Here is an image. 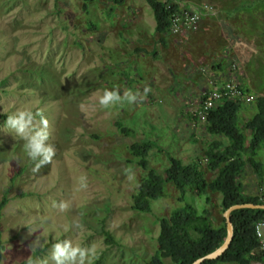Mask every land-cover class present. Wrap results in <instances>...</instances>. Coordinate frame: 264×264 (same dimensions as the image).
<instances>
[{"label":"rangeland","instance_id":"374dc122","mask_svg":"<svg viewBox=\"0 0 264 264\" xmlns=\"http://www.w3.org/2000/svg\"><path fill=\"white\" fill-rule=\"evenodd\" d=\"M186 3L191 10L209 3L213 11L203 13L196 30L175 34L156 32L146 0H0V127L18 108L39 109L56 150L51 163L33 171L23 142L0 130V264H27L29 258L43 264L51 244L64 238L93 247L92 264H147L158 251L159 219L185 204L167 183L151 212L135 209L149 168L164 173L175 156L198 162L209 182L218 176L206 165L207 150L229 139L211 133L194 112L210 78L232 79L256 99L264 96V2ZM113 86L121 94L150 91L134 104L102 109L97 98ZM256 99L239 111L247 144L245 124L257 112ZM147 140L155 146L144 168L130 147ZM258 158L261 174L248 164L238 177L247 195L263 190L264 151ZM221 199L218 191L186 193L200 212L209 210L216 226L224 224ZM54 201L68 207L60 212ZM41 231L47 240L31 250Z\"/></svg>","mask_w":264,"mask_h":264},{"label":"trees","instance_id":"16d2710c","mask_svg":"<svg viewBox=\"0 0 264 264\" xmlns=\"http://www.w3.org/2000/svg\"><path fill=\"white\" fill-rule=\"evenodd\" d=\"M84 1L88 3L94 0ZM113 1L121 5L126 0ZM146 2L153 10L156 32H169L172 10L167 8L163 0H146ZM185 6L188 8V3ZM256 101L257 112L245 124V129L251 135L249 144H247L246 132L239 125L242 101L225 100L208 115L206 120L208 130L213 134H223L229 139L225 147H221V142H215L207 150V167L212 171H218V176L211 182L206 179L198 162L184 163L175 156L170 157V165L164 173L150 169L147 155L155 143L147 140L131 145V151L138 158L139 164L149 168L147 177L134 196L133 207L142 212H151L153 200L164 195L167 183H173L181 193V200L185 201V204L175 209L170 216L159 219L161 229L158 251L147 264H165L163 259L167 257L175 264H192L196 259L213 252L224 243L228 234L225 217L224 224L216 226L209 210L200 212L194 204L186 201L188 188H195L201 194H207L209 190L220 192L224 212L234 204H264L260 194H245L243 185L238 182V177L248 164L260 174L262 172V163L256 161L255 156L258 148L264 144V96L258 97ZM120 127L123 132H129L127 128ZM262 187L264 189V185ZM263 217L264 208L243 207L233 210L231 218L235 232L230 246L220 257L205 260L201 264L229 262L264 264V248L256 232V225ZM105 234L108 241L114 242L109 231H105Z\"/></svg>","mask_w":264,"mask_h":264},{"label":"clouds","instance_id":"9594fccd","mask_svg":"<svg viewBox=\"0 0 264 264\" xmlns=\"http://www.w3.org/2000/svg\"><path fill=\"white\" fill-rule=\"evenodd\" d=\"M150 89L146 86L142 96L139 91L133 92L130 89H125L121 94L119 88H104L101 95L97 98V103L102 109H112L124 104H134L138 99H144V96ZM0 130L11 133L16 139L22 141L21 150L23 156L32 162V170L38 171L42 166L52 162L55 155V147L49 143V122L43 112L39 109L32 110L31 108L22 107L6 115L3 122V127ZM80 187H86L84 178H81ZM53 208L63 212L68 204L66 202H53ZM45 220H41V226ZM79 227V225H75ZM62 230L67 233L69 227L61 225ZM47 240V233L41 231L36 237L31 250L36 247H42V242ZM95 256L93 247H82L73 243L69 238L58 239L50 246L48 259L43 261V264H48V260L52 264H92ZM27 264H37L36 260L29 258Z\"/></svg>","mask_w":264,"mask_h":264},{"label":"built area","instance_id":"2783aa9c","mask_svg":"<svg viewBox=\"0 0 264 264\" xmlns=\"http://www.w3.org/2000/svg\"><path fill=\"white\" fill-rule=\"evenodd\" d=\"M163 1L167 8L172 10L170 31L175 34H186L188 30H196L203 13L213 11V6L209 3H203L197 9L191 10L185 6L187 0ZM209 83V90L194 112L197 118L207 120L210 112L225 100L251 103L256 99L253 93L245 90L242 85L232 79L220 83L215 78H210ZM260 199L264 202V189L260 192ZM256 232L264 248V217L257 223Z\"/></svg>","mask_w":264,"mask_h":264},{"label":"water","instance_id":"95a60500","mask_svg":"<svg viewBox=\"0 0 264 264\" xmlns=\"http://www.w3.org/2000/svg\"><path fill=\"white\" fill-rule=\"evenodd\" d=\"M243 207L264 208V204L244 203V204H234L231 207H229L224 212V217L226 219L227 229H228V234H227V237L224 243L219 248L214 250L213 252L196 259L192 264H201L205 260L216 259L220 257L228 249V247L230 246L233 240L234 232H235L234 224L231 218V212L235 209H239Z\"/></svg>","mask_w":264,"mask_h":264},{"label":"crops","instance_id":"0c3cea01","mask_svg":"<svg viewBox=\"0 0 264 264\" xmlns=\"http://www.w3.org/2000/svg\"><path fill=\"white\" fill-rule=\"evenodd\" d=\"M264 39V38H263ZM253 59L254 58H252L251 59V61H253ZM260 75V74H259ZM261 79V78H260ZM246 80H248V79H246ZM262 80V79H261ZM249 81V80H248ZM248 84H249V82H248ZM258 88H260L259 86H258ZM264 144H262L259 148H258V150H257V153H256V156H255V159H256V161H258L259 160V156H260V154H262L263 153V151H264V146H263ZM258 153H259V155H258ZM260 162V161H259ZM262 164H263V162H261Z\"/></svg>","mask_w":264,"mask_h":264}]
</instances>
